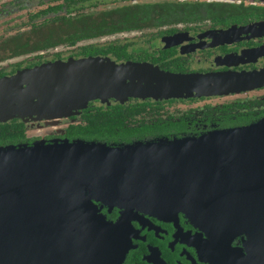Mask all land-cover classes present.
<instances>
[{
  "label": "flooded vegetation",
  "instance_id": "af4514ba",
  "mask_svg": "<svg viewBox=\"0 0 264 264\" xmlns=\"http://www.w3.org/2000/svg\"><path fill=\"white\" fill-rule=\"evenodd\" d=\"M45 68L74 82L102 76L104 98L65 113L45 108L35 91ZM135 90L147 93L121 95ZM6 105L0 149L199 138L262 121L264 0H0V107ZM102 212L110 221L120 217L116 208ZM130 224L123 264H227L245 239L221 249L203 221L182 212L140 214Z\"/></svg>",
  "mask_w": 264,
  "mask_h": 264
},
{
  "label": "water",
  "instance_id": "95a60500",
  "mask_svg": "<svg viewBox=\"0 0 264 264\" xmlns=\"http://www.w3.org/2000/svg\"><path fill=\"white\" fill-rule=\"evenodd\" d=\"M48 71L41 70L42 89L35 90L45 108L65 113L104 98L102 76L74 82ZM104 208L120 210L116 222ZM171 212L203 221L221 249L244 236L227 264H264V120L199 138L112 145L56 140L0 149V264H123L132 219Z\"/></svg>",
  "mask_w": 264,
  "mask_h": 264
},
{
  "label": "rangeland",
  "instance_id": "374dc122",
  "mask_svg": "<svg viewBox=\"0 0 264 264\" xmlns=\"http://www.w3.org/2000/svg\"><path fill=\"white\" fill-rule=\"evenodd\" d=\"M18 20L19 19V17H15L13 20ZM12 21V20H11ZM213 103H215V102H217V100H214V101H212Z\"/></svg>",
  "mask_w": 264,
  "mask_h": 264
}]
</instances>
